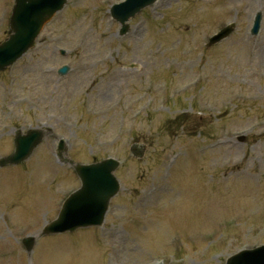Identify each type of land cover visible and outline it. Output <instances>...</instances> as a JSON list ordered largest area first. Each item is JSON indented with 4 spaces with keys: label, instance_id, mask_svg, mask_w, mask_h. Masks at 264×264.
I'll use <instances>...</instances> for the list:
<instances>
[{
    "label": "rangeland",
    "instance_id": "374dc122",
    "mask_svg": "<svg viewBox=\"0 0 264 264\" xmlns=\"http://www.w3.org/2000/svg\"><path fill=\"white\" fill-rule=\"evenodd\" d=\"M122 1L67 0L0 72V159L17 131L51 130L24 166L0 169V264H226L264 245V18L250 34L264 0H159L125 36L110 14ZM13 5L0 0V42ZM110 157L121 190L103 228L41 237L81 185L67 159Z\"/></svg>",
    "mask_w": 264,
    "mask_h": 264
},
{
    "label": "water",
    "instance_id": "95a60500",
    "mask_svg": "<svg viewBox=\"0 0 264 264\" xmlns=\"http://www.w3.org/2000/svg\"><path fill=\"white\" fill-rule=\"evenodd\" d=\"M156 0H128L112 9V16L123 24L125 33L128 29L126 22L143 8ZM67 0H16L11 27L14 34L0 45V70L12 65L30 48L34 47L35 39L43 26L60 10ZM261 16L257 19L253 34L260 31ZM234 30L229 26L211 39L214 45L227 38ZM64 68L61 73H66ZM43 132L32 131L26 136L18 134L16 138L17 151L8 159L0 162V166L18 164L26 160L43 139ZM145 147L134 145L132 152L137 157H143ZM120 163L109 159L90 166H77L76 171L82 180L83 187L72 195L65 203L59 218L47 226L44 235L75 231L78 228L101 225L110 200L118 193L120 186L114 173ZM29 252L32 251L35 239L23 241ZM227 264H264V246L242 251L231 257Z\"/></svg>",
    "mask_w": 264,
    "mask_h": 264
}]
</instances>
